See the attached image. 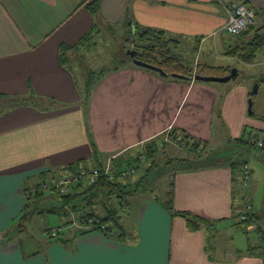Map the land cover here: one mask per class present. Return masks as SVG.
<instances>
[{
    "label": "crops",
    "instance_id": "0c3cea01",
    "mask_svg": "<svg viewBox=\"0 0 264 264\" xmlns=\"http://www.w3.org/2000/svg\"><path fill=\"white\" fill-rule=\"evenodd\" d=\"M92 1L0 0V98L31 99L0 109V238L13 231V238L0 246V264H264L262 255L250 250L259 244L241 248L233 238L217 240L220 223L234 221V206L235 213L241 211L240 197L246 193L228 163L175 172V209L210 225L193 229L184 217L171 215L158 196H150L138 203L135 230L127 231L123 241L100 230L82 233L81 228L37 250L26 251L17 239L23 223L16 222L35 185L70 164L93 166L94 146L106 165L113 157L143 152L152 140L174 142L169 138L173 128L185 129L212 148L218 139L227 144L251 131L264 136L263 105L249 113L248 80L221 85L175 80L122 58L96 82L85 103L77 70L62 61V46L76 47L96 23L123 26L127 7L135 22L178 40L180 56L183 41L192 45L194 73L211 75L207 70L215 69L226 75L233 67L251 64L229 53L250 37L220 32L227 14L219 0H98L97 15L86 7ZM234 1L255 7L258 26L264 24V0ZM210 39L222 64L202 61ZM73 50H66V56ZM260 55L264 57V46ZM263 74L264 67L259 76ZM254 213L264 235L259 223L263 213Z\"/></svg>",
    "mask_w": 264,
    "mask_h": 264
},
{
    "label": "trees",
    "instance_id": "16d2710c",
    "mask_svg": "<svg viewBox=\"0 0 264 264\" xmlns=\"http://www.w3.org/2000/svg\"><path fill=\"white\" fill-rule=\"evenodd\" d=\"M86 7L90 10V12L93 15H97L100 10V4L98 0L89 2L86 4ZM123 26L126 28H129V37H127L128 40H130L131 47H135L138 51L137 58L151 63L153 65L162 67L166 72L169 73L168 76L165 77H171L173 79H182L173 76V73H180L185 76H188L190 78L183 79V80H192L194 76V71L192 68H188V66L182 61V57L178 54L177 48L179 47V41L170 38L166 31L162 29H156V28H150L145 27L137 22L134 21L132 10L130 7H127L125 12V17L123 21ZM100 27L98 23L95 24L94 29L90 31L87 35L83 37V39L80 41L76 47H68V46H62V50L64 52V56L62 57V61L68 62L67 59V51L69 49H77L81 46H89L90 41L92 40L93 35H95V32L97 31V28ZM242 38L248 36L250 39L247 43L236 46L235 48H232L229 53L234 56H238L243 62L246 63H254L257 55L262 51L264 46V24L262 26L256 27L255 24H252L249 26V28L242 32L241 34ZM67 50V51H66ZM128 58L127 56L123 59ZM130 59V58H128ZM122 59H119L121 61ZM132 60V59H131ZM133 61V60H132ZM221 71H224L222 67H219ZM112 69L106 70L105 68L99 70V71H92L90 72L89 77L86 79V90L84 91L83 99L85 103L89 102V99L91 98L93 89L96 85V82L100 80L108 71ZM156 72V71H154ZM158 73V72H157ZM200 73V71L196 72ZM238 77V74L235 76ZM253 93H250V96H252ZM30 98L26 97H19L14 96L9 98L8 107L17 106L21 103H28L30 102ZM42 101L47 102L45 98L41 99ZM49 101V100H48ZM1 113V112H0ZM257 133V132H256ZM252 135V131L247 136V138L242 135L241 137L237 139H233V142H242L245 144H248L251 147H255L256 145L250 140V137ZM170 141L178 142L180 145L184 148H188L193 156L190 155V157H178L173 158L169 162L172 163L173 161H176L178 163L179 170H199L202 168H209L216 165L226 164L228 163L229 166L232 168L234 174V180L239 181L241 185L242 191L246 187L245 185L248 183H244L242 179L243 175V169L245 165H248L247 162H240L238 160H232L229 158L224 157V154H218L217 151H215L214 148L208 145L207 142H201L198 140L195 136L191 135L189 132H187L185 129L182 128H173L170 131ZM264 139V138H263ZM161 142V141H160ZM159 141L152 140L145 146V150L137 155L133 154H127V155H120L111 158V164L115 168L114 171H112L110 174H105V163L101 161L100 153L97 150V148L94 146V167H98L101 171V175L97 178L96 182L93 184H88L86 182H77L72 185L71 190L68 193H60L56 191V189L52 186L50 188V191H52L56 196L62 199V205L53 207L51 210L60 212L64 210V212H75L80 213L79 214V221L81 223V232H89L92 230H100L108 237L116 238L120 241H123L127 237V230L125 226L121 223L120 215L118 214V208L115 206L114 203H112L113 198L117 199H124L127 196H133L136 191H138V183L141 182L140 177L139 180L132 183V181H126V179L123 178V172L127 168H132L136 172L139 165L144 161L145 159L151 160L152 157L156 155L160 150ZM168 142L165 141L164 144ZM164 147V146H163ZM264 148V147H263ZM205 149H209V151H206ZM212 150V151H210ZM204 152H207L208 154L203 155ZM152 162V161H151ZM151 164V163H150ZM153 163L149 165L147 168V172L152 169ZM249 166V165H248ZM83 167H88L87 164L84 163V161H80L74 164H70L66 167H62L57 169L56 172H51L49 175L44 176V179H47L51 182H53L58 175L63 173L64 171L72 170L77 171L80 170ZM250 168V167H249ZM236 172V174H235ZM238 172V173H237ZM251 168H250V177H251ZM50 179H49V178ZM249 177V179H250ZM41 185V183H39ZM135 184V187L132 185ZM175 175L173 177V180L171 181L169 185V190L167 191V199L161 200L159 197H157L158 200H160L163 204V206L169 210L171 215H180L184 217L189 225L195 229L199 228L203 224L210 225L209 221L204 219L201 216H198L196 214H193L189 211H178L174 207V195H175ZM38 198L43 195L44 189L42 187H35L33 192L31 191V194H34ZM106 198L110 199V204L104 206V214H99L96 210L98 199L100 198ZM248 198H251V204H252V210L248 213V218L241 220L240 216L242 211H239L238 213H235L236 208L234 206V223L237 226H241L243 224H246L248 226H252L254 224L255 228L257 229L258 234L260 237L264 238V235L261 231V228L257 227L256 222V215L254 213V198L251 194H249L246 190V193L240 197V200L242 201V206L245 205ZM235 200V198H234ZM33 202V203H32ZM36 203V202H35ZM32 200V197H28V203L26 205L25 213L22 217V221H26L28 218V215H31L33 213V210H38V207H34L33 204H35ZM32 206L34 207L32 209ZM39 211H42L39 209ZM23 223V222H22ZM24 225V224H22ZM103 225L105 227H103ZM83 226V227H82ZM110 233H113L110 235ZM13 231H7L2 235L0 238V246L5 245L7 242H9L13 238ZM253 249V251L257 250L260 255H262L264 259V243L259 244L258 246L250 247V250Z\"/></svg>",
    "mask_w": 264,
    "mask_h": 264
},
{
    "label": "rangeland",
    "instance_id": "374dc122",
    "mask_svg": "<svg viewBox=\"0 0 264 264\" xmlns=\"http://www.w3.org/2000/svg\"><path fill=\"white\" fill-rule=\"evenodd\" d=\"M255 26L258 27L257 22ZM129 30L125 26H100L97 28L95 37L90 41L89 46H81L68 54V62L77 70L78 85L82 91L86 90V83H82V78L87 79L92 71L97 72L103 68L106 70L112 69L120 63V58L122 59L127 56L126 51L131 47L130 40L127 39L130 36ZM220 32L226 36L228 35V32L224 30ZM181 46L182 61L190 68V64L193 65L195 62L196 52L192 49V45L190 46L186 41H183ZM204 51L206 55L202 57L203 62L209 60V64L211 65L223 63L218 47H215L212 39L205 43ZM263 59L264 57L258 54L254 63L241 65L240 67L237 66L236 68L239 70L238 77L232 79L248 80L250 91L253 93L256 83L255 78L259 79L261 77L259 76V71L264 67V65L259 64V61ZM129 60L133 62L131 59ZM196 61L198 62V59ZM207 72L214 76H218L221 73L215 69H208ZM210 83L221 85L223 82L214 81ZM250 98H252L253 107L262 104L264 108V86L260 88L259 85L257 93H253ZM8 103L9 98H0V109L5 108V106L8 107ZM246 135L248 136V133ZM258 136L264 138L263 134H259ZM161 141L165 142L166 138L163 137ZM216 142L218 143L214 149L218 154H224V157L232 160L246 161L251 168L252 174L245 187L247 192L250 191L254 198V211L263 213L262 220L259 223L264 229V148L258 146L251 147L248 144L233 141L225 144L221 139H218ZM205 150L209 151V149ZM206 154L208 153H203V155ZM190 155L193 156L191 151L188 148L182 147L180 143L166 142L162 150L156 153L151 160L145 159L142 161L136 172L129 176V179L126 181H132V183L139 180L142 176V181L137 186L138 191L133 196H127L121 200L113 198L112 200V203L118 208L121 223L127 231L134 232L135 230L136 207L142 199L149 198L150 196H158L162 200L166 198L165 195L169 183L173 180L175 172L179 167L176 161L172 163L169 161L178 157H190ZM150 163H153L154 166L147 172V168L151 165ZM254 178L256 179L255 181ZM42 180L40 183H42ZM132 186L135 187V184ZM35 187H41V185L37 184ZM48 188L43 187L44 192L40 200H37L35 195L32 196V200L34 203L36 202L33 206L40 208L42 211L35 209L33 210V214L28 215L25 222L21 219H18L16 222H23L24 224L22 226L18 225L17 234L19 236L17 239L24 243L26 251L40 249L42 245L47 244L49 241L56 240L59 236L65 238L70 233L81 228L79 221L80 213L67 212L66 214L64 210L60 212L51 210L53 207L62 205V199L55 197L56 195ZM110 201V199L102 197L98 199L96 210L99 214L105 213L104 206L105 204L109 205ZM33 206L32 209L34 208ZM233 223L234 221L220 223V232L217 236L218 241L233 238L236 245L241 248H246L248 244L264 243V238L260 237L254 224L252 226L246 224L235 226Z\"/></svg>",
    "mask_w": 264,
    "mask_h": 264
},
{
    "label": "built area",
    "instance_id": "2783aa9c",
    "mask_svg": "<svg viewBox=\"0 0 264 264\" xmlns=\"http://www.w3.org/2000/svg\"><path fill=\"white\" fill-rule=\"evenodd\" d=\"M222 7L226 11L227 19L225 24L223 25V29L233 35H239L242 32L246 31L250 25L256 23V19L258 18V12L255 7L248 5L243 1H234V0H219ZM217 31H214L213 34H216ZM195 75V74H194ZM194 77V76H193ZM250 140L258 147H264V139L260 138L258 134L255 132L251 135ZM166 141H169L168 139ZM164 142H160L159 147L163 149ZM115 168L112 166L111 161L106 164L105 174H110L114 171ZM135 173L134 169L127 168L123 172V178L129 179V176ZM101 171L98 167L88 166L83 167L77 171H64L60 175L56 177V179L51 182L47 179L42 180L41 187H49L52 186L56 189V191L60 193H68L72 185L77 182H86L88 184H93L96 182L97 178L101 175ZM250 177V168L248 165L244 166L242 179L246 184ZM252 210L251 198H248L245 205L241 208V216L240 219L244 220L248 218V213ZM103 227H105L103 225ZM113 233H110L112 235Z\"/></svg>",
    "mask_w": 264,
    "mask_h": 264
},
{
    "label": "water",
    "instance_id": "95a60500",
    "mask_svg": "<svg viewBox=\"0 0 264 264\" xmlns=\"http://www.w3.org/2000/svg\"><path fill=\"white\" fill-rule=\"evenodd\" d=\"M127 57L132 59L133 62L138 65V66H142L145 68H148L150 70H154L158 73H160L163 76H168L169 73L166 72L162 67L153 65L151 63L145 62L139 58H137L138 56V51L137 49H135L134 47H130L127 51H126ZM239 73L238 69L236 67H233L231 69V71L226 74V75H218V76H214V75H202L199 73H196L194 75V77H192L195 80H201V81H206V82H229L232 78H234L237 74ZM173 76L178 77V78H182V79H188L190 77L185 76L183 74L180 73H173ZM260 82H264V74L256 81L254 88H253V93H257ZM249 113L252 114L253 113V101L252 98L249 99Z\"/></svg>",
    "mask_w": 264,
    "mask_h": 264
},
{
    "label": "flooded vegetation",
    "instance_id": "af4514ba",
    "mask_svg": "<svg viewBox=\"0 0 264 264\" xmlns=\"http://www.w3.org/2000/svg\"><path fill=\"white\" fill-rule=\"evenodd\" d=\"M135 48V47H134Z\"/></svg>",
    "mask_w": 264,
    "mask_h": 264
}]
</instances>
